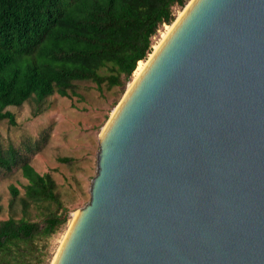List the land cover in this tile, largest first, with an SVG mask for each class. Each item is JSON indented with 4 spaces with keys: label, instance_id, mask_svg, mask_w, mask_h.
<instances>
[{
    "label": "water",
    "instance_id": "1",
    "mask_svg": "<svg viewBox=\"0 0 264 264\" xmlns=\"http://www.w3.org/2000/svg\"><path fill=\"white\" fill-rule=\"evenodd\" d=\"M52 264H264V0H192L100 132Z\"/></svg>",
    "mask_w": 264,
    "mask_h": 264
},
{
    "label": "trees",
    "instance_id": "2",
    "mask_svg": "<svg viewBox=\"0 0 264 264\" xmlns=\"http://www.w3.org/2000/svg\"><path fill=\"white\" fill-rule=\"evenodd\" d=\"M189 0H0V122H14L8 106L77 95L80 81L99 91H124L153 37ZM1 138V134H0ZM26 149H31L26 146ZM22 150L0 140V169H19L23 190L9 182L0 205V264H44L46 240L64 226L69 209L49 171H38ZM68 161L67 157L60 158Z\"/></svg>",
    "mask_w": 264,
    "mask_h": 264
},
{
    "label": "rangeland",
    "instance_id": "3",
    "mask_svg": "<svg viewBox=\"0 0 264 264\" xmlns=\"http://www.w3.org/2000/svg\"><path fill=\"white\" fill-rule=\"evenodd\" d=\"M183 8L174 7L175 18ZM167 32L165 24L162 25L153 37V47L164 40ZM127 86L124 91L119 87L107 89L104 86L99 92L92 82L80 81L77 95L67 97L55 94L49 97L47 109L37 116H32V104L28 102L6 108L14 115V122L6 119L0 122L2 144L13 143L28 156L29 162L38 171H49L56 181L60 198L70 210L67 223L46 240L44 264L53 263L73 213L90 198V185L97 169L100 132L124 96ZM27 145L30 150L26 149ZM62 157H67L68 161L60 160ZM9 182L22 191L21 184L26 180L19 169H0V205L3 210L9 198ZM6 217L3 211L0 218Z\"/></svg>",
    "mask_w": 264,
    "mask_h": 264
},
{
    "label": "bare ground",
    "instance_id": "4",
    "mask_svg": "<svg viewBox=\"0 0 264 264\" xmlns=\"http://www.w3.org/2000/svg\"><path fill=\"white\" fill-rule=\"evenodd\" d=\"M192 2V0H189L188 3L185 5V7L183 8V10H181L177 17L175 18V20L171 23V24H165L166 28L168 29L167 34L169 33V31L172 29V27L175 25V23L177 22V20L180 18V16L183 14V12L186 10V8L189 6V4ZM167 34H165V37L167 36ZM164 37V38H165ZM161 43L154 45L152 52L149 54V57L147 60H139L137 63V67L135 68L134 72H133V79L128 83L127 86V90L129 88V86L132 84V82L135 80V78L137 77V75L140 73V71L143 69V67L145 66V64L148 62V60L151 58V56L153 55V53L156 51V49L159 47ZM126 90V91H127ZM126 93V92H125ZM116 109V108H115ZM114 109V110H115ZM114 112V111H113ZM112 115V114H111ZM111 117V116H110ZM74 215V213H73ZM72 215V216H73ZM73 218V217H72ZM72 220V219H71ZM71 221L69 222L70 225Z\"/></svg>",
    "mask_w": 264,
    "mask_h": 264
}]
</instances>
